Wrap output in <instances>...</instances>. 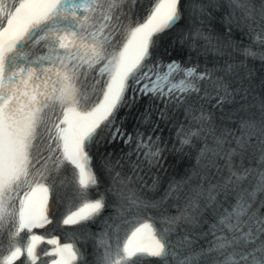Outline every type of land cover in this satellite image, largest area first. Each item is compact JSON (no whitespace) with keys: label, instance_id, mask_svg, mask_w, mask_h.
Wrapping results in <instances>:
<instances>
[{"label":"snow or ice","instance_id":"snow-or-ice-1","mask_svg":"<svg viewBox=\"0 0 264 264\" xmlns=\"http://www.w3.org/2000/svg\"><path fill=\"white\" fill-rule=\"evenodd\" d=\"M0 264H264V0H0Z\"/></svg>","mask_w":264,"mask_h":264}]
</instances>
